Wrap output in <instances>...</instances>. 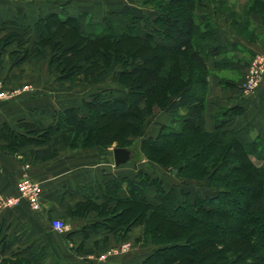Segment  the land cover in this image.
Masks as SVG:
<instances>
[{
    "label": "trees",
    "instance_id": "obj_1",
    "mask_svg": "<svg viewBox=\"0 0 264 264\" xmlns=\"http://www.w3.org/2000/svg\"><path fill=\"white\" fill-rule=\"evenodd\" d=\"M146 1L154 9L152 18L123 4L106 10L99 22L89 21L84 12L70 14L62 4L20 32L0 36V48L13 40L22 48L18 60L45 57L59 82L81 75L91 84L112 72L113 81L125 91L116 95L106 87L90 92L80 104L43 107L38 112H49L54 122L40 127L24 120V133L4 124L0 136L5 148L12 152L22 144L48 141L28 149L37 160L54 156L57 142L69 148L110 143L128 148L132 136H141L153 108L164 110L171 120L140 138V152L149 161L172 166L179 178L203 179L211 191L163 187L159 178L138 168L131 176L103 180L100 202L88 195L66 212L93 209L100 219L87 226H101L116 237L140 223L138 240L152 249L125 264H264V136L247 140L222 121L212 129L201 122L208 88L206 59L223 50L213 43V17L196 13L203 0ZM261 2L251 0L249 8L259 11L256 4ZM31 31L34 38L26 45ZM123 187L126 192L120 193ZM6 243L2 235L0 251ZM42 254L0 257V264H35Z\"/></svg>",
    "mask_w": 264,
    "mask_h": 264
},
{
    "label": "crops",
    "instance_id": "obj_2",
    "mask_svg": "<svg viewBox=\"0 0 264 264\" xmlns=\"http://www.w3.org/2000/svg\"><path fill=\"white\" fill-rule=\"evenodd\" d=\"M65 1L64 7L70 14L85 10L73 8L71 11L67 0H0V36L9 31L20 32L24 25L31 26L38 15L59 10ZM250 1H243L241 10L233 3L226 7L221 3L217 12L220 13L213 17V43L222 45L223 50L206 59L208 88L201 116L205 128L212 129L216 122L222 121L223 127L236 129L247 140L256 135L264 136V77L252 89L242 87L251 59L264 45V0L256 4L257 8L261 7L259 11L249 8ZM33 38L31 31L26 45ZM21 49L14 40L0 48V126L5 124L24 133V120L38 122L40 127L54 122L49 112L41 113L39 109H60L70 103L56 106L49 101L34 100L42 84L32 76L47 71L53 79L54 73L42 55L18 60ZM25 78L28 84H24ZM5 143L0 136V193L17 197V183L26 179L39 185L40 194L36 209L29 206L23 194L13 204L0 206V237L4 235L7 241L0 257H24L31 251L47 250L56 256L58 264H125L139 261L152 249L139 242L142 225L138 222L116 237L101 226L96 229L87 226L100 219L95 210L89 209L82 214L66 212L88 195L96 203L100 202L101 182L113 175L131 176L135 172L132 161L115 165L109 153L93 160L91 154L86 153L91 147L69 148L62 142L54 144V156L37 160L30 157L28 149L44 147L48 141L22 144L12 152L5 148ZM125 192L123 187L120 193ZM52 216L62 219L67 230L51 228L49 219ZM34 221L42 227H35ZM33 241H40L37 247ZM122 242L128 243L126 249H120ZM41 246L44 250L39 249ZM65 259L72 261L65 262ZM44 262L42 254L35 264Z\"/></svg>",
    "mask_w": 264,
    "mask_h": 264
},
{
    "label": "rangeland",
    "instance_id": "obj_3",
    "mask_svg": "<svg viewBox=\"0 0 264 264\" xmlns=\"http://www.w3.org/2000/svg\"><path fill=\"white\" fill-rule=\"evenodd\" d=\"M11 1L13 2L16 0H11ZM17 1H24V0H17ZM67 1L71 5L70 7L71 11H74L73 8L85 9L84 11H78V12H84L86 14L85 19L89 21L99 22L101 20V16L103 15L104 12H106V10H113L116 8H120L121 5L123 4L129 5L132 8L133 13L135 12V13H140L141 15H147L149 18H152L155 14L154 9L151 6V3L146 0H67ZM243 1L245 0H203L201 4L197 6L195 11L196 13L204 12L205 14H209V15L211 14L212 17H214L215 14L220 13L217 12H218V6H220L221 3L225 5L224 7L233 3L237 7V9L241 10L243 7L241 3ZM63 3H66V1L62 2V4ZM62 4H60V6ZM47 6L48 5H46V7ZM116 67L117 65L115 64L112 65V69H115ZM47 73L48 72L46 71L39 76H32L34 77L35 80H37L38 82H40V84H42L41 90L36 93L38 97L34 99L35 101L36 100L49 101L50 105H52L51 103H54L56 104V106H63L69 103L70 105H75V104H80V100L82 98H86L90 92L101 88L111 87L116 95H122L123 92H125L123 86L120 83L113 81L112 72H108L99 81L91 84L86 83L84 80H82L81 75H78L77 79H75L72 82H68L65 80L59 82L54 78L53 80L52 76L47 75ZM28 83H29L28 79L25 78L24 84H28ZM0 93H2L1 87H0ZM40 102L41 101H39V103ZM104 117L106 118V116ZM100 119L101 121H103L102 119L104 118L102 117ZM170 120L171 119L168 112L158 109L157 107H154L152 113L146 117L145 120L146 122L143 127V131L140 138L143 135H148V134L153 135L157 131L160 123H168ZM138 137L139 136H132L131 141L129 142L128 145V149L130 150V157L126 160L127 163L128 161L130 162L132 161L133 165L135 166V171L138 168H141L143 170L150 172L151 175L156 176L157 178L160 179L163 187H168L169 185H172L175 187L176 190L183 188L189 190L190 192H199V193L211 191V189L207 185H205L204 183L205 181L203 179L197 181L192 179L179 178L176 175L174 168L172 166H164L162 164L147 160V158H145L144 155L140 152L139 149L140 138ZM112 146H114V143H110L105 146H101V145L90 146L92 149L86 153L88 155L91 154L90 157L93 160L100 157L104 158L106 154L108 153L111 154ZM123 169L126 168L123 167ZM246 193H248L247 189L241 192L240 197L243 198V196ZM148 195L152 199V191L151 193H148ZM34 223H35L34 225L35 227H40V226L42 227L40 223L36 221H34ZM64 229L65 227L63 228L62 232L67 230V228L65 230ZM33 242L36 243L35 247H37L40 241L39 242L33 241ZM139 242L144 243L140 240ZM119 246L120 249L121 248L126 249L128 247V243L122 242ZM149 246H151L152 248V245ZM39 249L44 250V246L39 247ZM43 253H44L45 264H58V261H56L55 258L56 256H54L50 252L47 253V250H45V252ZM64 261L70 263V261L72 260L65 259Z\"/></svg>",
    "mask_w": 264,
    "mask_h": 264
},
{
    "label": "built area",
    "instance_id": "obj_4",
    "mask_svg": "<svg viewBox=\"0 0 264 264\" xmlns=\"http://www.w3.org/2000/svg\"><path fill=\"white\" fill-rule=\"evenodd\" d=\"M263 76L264 47L254 55L251 63H249L244 80L242 82V87L246 88L247 90L256 87L260 83ZM17 186L19 190L17 197L6 196L0 193V206L13 204L15 200L21 194H23L24 198L31 208H38L40 194L39 185L36 182L27 181L26 179H24L23 181L17 183ZM49 224L51 228L56 230H62L65 227V222L57 216L50 217Z\"/></svg>",
    "mask_w": 264,
    "mask_h": 264
},
{
    "label": "water",
    "instance_id": "obj_5",
    "mask_svg": "<svg viewBox=\"0 0 264 264\" xmlns=\"http://www.w3.org/2000/svg\"><path fill=\"white\" fill-rule=\"evenodd\" d=\"M130 157V150L124 146L114 145L111 147V159L117 165L126 161Z\"/></svg>",
    "mask_w": 264,
    "mask_h": 264
}]
</instances>
